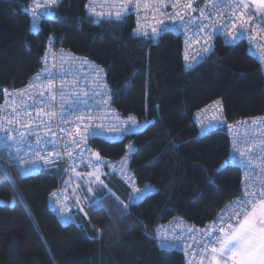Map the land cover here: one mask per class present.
I'll return each mask as SVG.
<instances>
[{"label": "trees", "instance_id": "16d2710c", "mask_svg": "<svg viewBox=\"0 0 264 264\" xmlns=\"http://www.w3.org/2000/svg\"><path fill=\"white\" fill-rule=\"evenodd\" d=\"M29 1L0 0V98L39 68L54 32L64 49L103 67L112 114L133 115L142 126L91 139L105 159L93 172L103 183L87 206L90 217L50 208L52 191L64 193L61 182L69 175L61 164L22 175L0 151V264H184L179 251L156 244L158 226L206 224L240 194L241 178L238 165L225 166L224 128L199 133L192 114L214 100L227 120L263 113L260 64L244 41L215 38L204 61L185 70L178 36L165 33L153 42L135 35L132 17L94 23L85 0H62L57 19L44 17L34 32ZM145 185L154 191L132 203L133 188Z\"/></svg>", "mask_w": 264, "mask_h": 264}, {"label": "built area", "instance_id": "2783aa9c", "mask_svg": "<svg viewBox=\"0 0 264 264\" xmlns=\"http://www.w3.org/2000/svg\"><path fill=\"white\" fill-rule=\"evenodd\" d=\"M61 1L62 0H60V3ZM88 2L89 0H85L83 5L87 16H89V13L85 5H87ZM100 2L103 6L101 7L100 5H96L97 12L111 11L115 13L116 9L111 7L112 0H100ZM182 2L186 3L187 0H182ZM41 3H43V0H41ZM60 3L55 6H50L54 9V13L56 14L55 18H57ZM149 3H152V0H149ZM33 7V0H30L26 6V11L30 15L31 29L34 32H37L40 27V22L44 17L40 18L36 22L37 26L33 29L31 16ZM192 7L194 9L204 8L205 16H209V14L213 12L211 5L206 6V0H193ZM161 11L171 14L176 10H174L171 6H167L162 7ZM224 11L225 14H227L231 12V9L226 8ZM181 14L184 15V22L189 21L192 17H197V19L193 21V24H199L202 22L203 24L210 25V20L200 18L198 11H188L187 14L181 12ZM145 16L147 17V21L144 19ZM152 16L153 13L151 10H145L141 7L139 11L133 10L126 18L132 17L134 28H136L137 18L140 17L145 30L150 33L152 27L163 26L157 25ZM247 16L253 17L256 23L253 25L250 22L245 25L244 38L238 39L235 42L240 40L245 41L248 52L257 59L264 73V24L259 23L260 21H264V12L253 14L248 11ZM215 19L216 16L212 15L211 21H215ZM156 20L163 21L164 25H180V27H173L171 30L165 31L153 39L145 36L141 37H145L153 42H156L165 33H172L173 35L178 36L181 39V57L185 70H190L192 68H186V64H193L194 66L195 64L203 62L206 56L210 54H205L203 52V49L206 46L203 39L204 36H211L210 43L212 45V49L214 48L215 38H220L226 44L235 43L232 42L233 37L230 34H226L227 30L222 27L223 21H221L220 33H216L213 28L209 26L201 35L199 43H197V37L193 36V32H196L197 29L193 27L192 24L185 27L184 22L177 19L169 20L167 16L164 15L157 16ZM253 26L256 28V31L252 30ZM230 27L231 26L229 25V29ZM237 27H239V24ZM56 41L57 39L54 32H51L47 38L39 68L26 80L23 85L14 88H4L0 98V123L4 122L5 117L9 119L12 118L11 113L13 108H17L19 111L22 105H31L32 99H29V97H33L36 101L34 107L29 106L23 111H20V115L16 117L20 123L8 125L9 129H12V131L8 134L13 136L14 139L9 140L7 144H5L3 142V134H0V151L6 154L8 160L22 175L35 173L40 169L58 167L60 164L67 173H69V171L77 172L82 169H86L88 172L93 173L97 168L98 164H96L94 159V148L91 143V139L94 137H90L86 142L81 143L79 141V137L75 135V129L78 122L75 121L74 117L72 115L65 117L70 121V123L64 124L62 118L59 116L61 110L60 105L62 102L60 94L61 86H63V92L69 101L77 95H80L81 99H88L89 107L81 108L77 111L76 115H90L93 119L91 121L86 120V123L103 125V128L101 129L102 135L96 137L113 139L120 132H124L111 131V129H126L128 131L140 130L141 127L136 129L135 126L132 125V122L128 119L129 117H132L137 124L142 126V124L133 115L121 117L119 115L112 114V110L109 108V95L107 93V82H105L104 69L100 64L88 59L85 56L72 54L71 51L64 49L63 46L58 44ZM186 56L188 57L187 60L185 59ZM42 69H47V72L52 74L51 78L53 79L55 85L52 91L56 94V100L54 102H50L47 99L51 93L46 91L44 88V85L48 83V79L46 78L47 73H42L40 80L35 79L36 74L41 73ZM81 78L89 79L82 80ZM30 82L34 85V87L26 91L23 96H20L18 94L19 91L27 89ZM42 91L45 95L43 104H52V107L50 109H45V111H51L57 114L50 125L51 131L55 133V136L49 135L45 131L43 125L39 128L33 126L30 138L23 143H17V140L19 139V132L25 131V128L22 127V125L29 123L34 125L37 122V112L43 106L39 95ZM85 94H87L86 97ZM106 99H108V103L104 104L103 101ZM6 100L9 101L7 105L5 104ZM24 111L27 112V116L24 115ZM39 119L43 120L45 123L48 122L47 115L42 114ZM191 120L197 127L199 133H204L205 131L202 130L203 127L209 124H214V127H223L230 143L229 160H231L234 155L244 153V156H238V160L244 161L251 159L253 161L255 171L250 172L247 168L242 167L239 162L234 163L239 166L241 172L239 186L240 194L231 201L227 202L206 224L196 226L189 222L177 221L175 223H161L158 226L155 233L156 244L161 249H174L179 251L185 257L186 264H188L189 260L192 261V264H196L199 261V256H193V249L197 247L195 241H203L205 239L202 236V232L205 229L211 228L214 221L216 222L213 233L214 235L218 234L220 226L226 227V224H220L218 215L222 213V210H227V206L230 202L242 197V189L247 183H249L248 178H251V182L264 183V167L260 166L264 163V112L245 118L227 120L221 115L220 101L214 100L203 108L196 110L192 114ZM218 121L222 123H217ZM61 128L70 130L72 135L69 136L67 132L62 133L60 131ZM37 134H39L41 139V143L39 145L36 144ZM76 144H79V147H77ZM29 145H31V148ZM69 153H71V156H69ZM56 154H59V156ZM39 156H48L51 162L45 163L44 160L38 158ZM104 162H107L109 166L113 164V161L110 160ZM89 164L91 165L90 167L86 166ZM124 164L125 163L121 166ZM122 171L124 174H127L126 171ZM127 176H129V174H127ZM64 197L65 194L63 192L53 190L50 195L49 202L51 204L58 202L56 207H60L61 209L65 207L61 210L65 212L66 198ZM173 237H179L180 239L174 240ZM172 243H177L179 247L171 248L161 246L162 244L167 245ZM189 245H191V247H189Z\"/></svg>", "mask_w": 264, "mask_h": 264}, {"label": "snow or ice", "instance_id": "6c2138e0", "mask_svg": "<svg viewBox=\"0 0 264 264\" xmlns=\"http://www.w3.org/2000/svg\"><path fill=\"white\" fill-rule=\"evenodd\" d=\"M60 3V0H33L34 7L31 11L32 16V27L35 29L37 26L36 22L42 17H48L54 15V9L50 6H55ZM251 4L256 6L257 12H264V0H251ZM96 5L103 6L100 0H89L88 4L85 7L88 9V13L92 22L100 23L103 20L111 21L115 20L117 22H124L126 17L133 11H139L141 7L145 10H151L153 13V20L156 21L157 25H163L162 27H152L150 33L145 30L144 25L141 23L140 17L137 18V27L133 29V33L139 36H145L150 39L158 37L161 33L171 30L173 27L179 28L180 25H164L163 21L156 20V17L159 15L167 16L169 20L177 19L181 22H184V14H187L188 11L199 12V17L202 19H209L210 25L203 24L202 22L199 24H193V21L197 19V17H192L189 21L184 22V26L187 27L189 24H192L193 27L197 29L196 32H193V36L197 37L196 42L199 43L201 35L205 32V29L211 26L216 33H220L221 21L222 27L226 29V34H230L233 37V41L235 42L238 39L244 38V27L250 22L255 25L256 21H254L253 17L247 16V12L249 11V3L248 0H206V6L211 5L213 12L209 14V16H205V9H194L192 7L193 0H187L186 3L182 2V0H152V3H149V0H112L111 7L115 8V13L111 11L105 12H97ZM171 6L174 10V13L162 12V7ZM230 8L231 12L225 14V9ZM238 13V14H237ZM215 15V21H211V16ZM144 19L147 21V17ZM259 23L264 24V21H260ZM239 24V27L237 25ZM229 25L231 26L229 29ZM253 31H256V28L253 26ZM205 42V47L203 52L205 54L210 53L212 50V45L210 43L211 36L203 37ZM187 60L188 57L186 56ZM193 67V64H186V68ZM100 71V70H98ZM47 73L48 83L44 85L46 91L51 93L47 99L50 102H54L56 100V94L52 91L55 87L52 74L47 72V69H42L41 73H37L35 79L40 80L41 74ZM34 85L30 82L28 88L25 90H20L19 95L23 96L26 91L33 88ZM7 91V90H5ZM61 94V105H60V113L59 116L62 118L64 124L70 123L65 117L68 115H72L77 121L75 135L79 137V141L81 143L86 142L90 137H96L102 135L101 129L103 125H96L91 123H86L85 121H91L93 119L92 116L79 114L76 115L77 111L81 108H88L89 103L88 99H81L80 95L75 96L70 101L67 99V96L63 92V86H61L60 90ZM42 103V108L37 112V122L33 125L32 123L23 124L22 127L25 128V131L19 132V139L17 143L25 142L32 135L31 129L33 126L39 128L41 125L44 126L45 131L51 135L55 136V133L51 131V122L54 117L57 115L51 111H45V109H50L52 104H43L45 99L44 92L39 93ZM87 94H85V97ZM32 99L31 105H22L20 110L17 108L12 109V118L9 119L5 117L3 123H0V134H3V142L7 144L9 140L14 139L13 136L8 133L12 131L9 129L8 125H13L16 123H20L19 120L16 119L17 116L20 115V111H23L29 106L34 107L36 104L35 99L33 97H29ZM110 99V97H109ZM9 101H5L7 105ZM104 104L108 103V99L103 101ZM48 116V122L45 123L43 120H40L39 117L41 115ZM24 115L27 116V112L24 111ZM132 125L135 126L136 129H139L141 125L137 124V122L132 118H128ZM222 123V122H217ZM255 123V121H254ZM214 124H209L203 127V131L207 132ZM126 129H111V131H125ZM60 131L67 132L69 136L72 135L71 131L66 128H61ZM41 143V139L39 134H37L36 144L39 145ZM79 147V144H76ZM31 148V145H29ZM134 146H129V151H133ZM38 155V154H37ZM59 156V154H56ZM97 158V163L100 160V154H93ZM71 156V153H69ZM238 156H244V153H239L238 155H234L231 160L225 161V166L234 164L239 162L242 167L247 168L250 172H254L255 168L253 167V161L251 159L239 161ZM39 159L45 161V163H50L51 160L48 156H39ZM34 163V162H33ZM86 166H91L86 165ZM264 167V163L260 165ZM90 176L94 175L95 180L99 181L101 184L103 181L100 179L99 175H95V173H89ZM249 183L242 189V197L237 198L236 200L229 203L227 206V210H222V213L218 215V219L221 225L218 229V234L214 235V229L216 226V222H213L211 228H207L202 232V236L205 238L203 241H195L197 247L193 249V256H199V264H264V183H255L251 182V178H248ZM91 191V188H89ZM154 188L152 185H145L143 189L141 188H133V195L130 196V201L135 203L144 199L147 195L152 193ZM91 203H95L94 201ZM127 208V206H125ZM87 215V213H85ZM66 220H70L71 217H65ZM231 221V222H228ZM174 240L180 239L179 237H173ZM194 239V238H193ZM162 247H171L176 248L179 247L177 243L161 245ZM191 247V245H189ZM188 264H192V261L189 260Z\"/></svg>", "mask_w": 264, "mask_h": 264}, {"label": "rangeland", "instance_id": "374dc122", "mask_svg": "<svg viewBox=\"0 0 264 264\" xmlns=\"http://www.w3.org/2000/svg\"><path fill=\"white\" fill-rule=\"evenodd\" d=\"M57 15H58V12H57ZM55 17H56V14L54 13V18ZM240 41H243V40H240ZM95 175H99L101 179L102 174L97 173ZM61 185L66 195L64 197L66 198L65 211L69 212L71 210L73 214L74 212L87 213L86 216L90 217L89 212H88L89 209L87 206H89L92 201L100 197L101 192H102V191L97 192L98 188L102 184L99 181L95 180V176H90L89 174L84 173V172L69 171V175H65L63 177ZM89 188H91V191H89ZM49 204L51 203L49 202ZM52 205L53 206L52 207L50 206V208L57 211L58 213H60L61 210L65 208L64 207L63 209H61L60 207H56V205H58V202H55ZM97 230L100 231L99 235H101V230L100 229H97Z\"/></svg>", "mask_w": 264, "mask_h": 264}, {"label": "crops", "instance_id": "0c3cea01", "mask_svg": "<svg viewBox=\"0 0 264 264\" xmlns=\"http://www.w3.org/2000/svg\"><path fill=\"white\" fill-rule=\"evenodd\" d=\"M248 3H249V11L253 14H259V13H262V12H257L256 11V6L251 4V0H248ZM199 264V263H198Z\"/></svg>", "mask_w": 264, "mask_h": 264}, {"label": "bare ground", "instance_id": "6f19581e", "mask_svg": "<svg viewBox=\"0 0 264 264\" xmlns=\"http://www.w3.org/2000/svg\"><path fill=\"white\" fill-rule=\"evenodd\" d=\"M104 76H105V74H104ZM82 80H87V79H89V78H87V79H84V78H81ZM126 132V131H125ZM129 133V132H128ZM128 133H126V134H128ZM183 259H184V264H186V259H185V257L183 256Z\"/></svg>", "mask_w": 264, "mask_h": 264}, {"label": "water", "instance_id": "95a60500", "mask_svg": "<svg viewBox=\"0 0 264 264\" xmlns=\"http://www.w3.org/2000/svg\"><path fill=\"white\" fill-rule=\"evenodd\" d=\"M54 15L52 16H48L49 18H52ZM94 153H97V151H95ZM95 160L97 161V158L94 156Z\"/></svg>", "mask_w": 264, "mask_h": 264}]
</instances>
